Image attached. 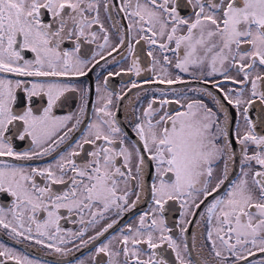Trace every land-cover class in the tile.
<instances>
[{
	"label": "snow or ice",
	"instance_id": "6c2138e0",
	"mask_svg": "<svg viewBox=\"0 0 264 264\" xmlns=\"http://www.w3.org/2000/svg\"><path fill=\"white\" fill-rule=\"evenodd\" d=\"M102 2L106 11L116 7L107 0H0V196L9 198L0 202V230L13 241H29L61 256L73 250L69 245L81 249L94 244L118 222L109 213L120 217L136 206L139 194L129 203L133 182L143 176L151 161L158 179L151 186L155 205L151 218L144 213L135 229L129 226L127 233L121 231L107 243L101 242L94 248L92 264H101L97 260L101 254L107 258L106 264H121V256L122 264H167L155 251L164 244L175 252L179 264H186L182 245L163 218L169 201L179 202L182 224H191L186 218H195L203 205L199 220L217 258L215 264H264V135L256 133L249 116L257 99L264 104V90H260L264 83V0H184L183 4L181 0H120L117 10L127 19V30L135 31L136 43L147 42L149 56L157 49L162 54V75L153 83L186 84L189 81L180 75L185 73L193 81L211 84L222 97L208 88H191L195 95L209 98L213 106L202 98L184 105L179 98L168 99L165 90L156 89L159 99L149 100L142 113L133 110V140L112 111L111 93L106 98L98 95L97 102L103 99V106L96 110L97 119L87 125L74 146L45 167L26 163L51 155L81 123L77 118L69 126L71 115L57 117L53 112L65 93L77 91L74 86L28 78L87 75L92 61L81 47L82 42L96 43L98 33L93 29L97 25L104 33L100 50L110 48L111 56L125 47L123 37L117 47L111 45L100 20ZM185 6L190 14L181 15ZM127 50L133 56L127 71L139 76L141 69L131 43ZM96 56L105 59L101 52L92 59ZM169 66L177 70L175 76ZM232 69L241 78L232 76ZM217 76L223 79H209ZM225 82L239 88L226 89ZM140 87L131 84V88ZM96 91L99 94V86ZM87 94L84 89L81 116ZM35 99L46 100V106L35 107ZM225 102L243 117V135L237 128L231 136ZM172 103L180 108L174 113L165 111ZM14 140H28L33 148L17 151ZM234 142L240 146L239 162ZM85 145H91V150L85 152ZM81 153L85 158L78 162ZM38 177L45 182L38 183ZM142 184L141 179L139 186ZM55 185L66 188L58 191ZM62 210L69 219L75 213L84 227L78 232L63 229ZM104 220L111 222L100 227ZM89 228L99 231L89 236ZM186 231L182 228L181 235ZM140 245L151 250L147 259L140 258ZM183 249H188L186 242ZM0 264L42 262L0 243Z\"/></svg>",
	"mask_w": 264,
	"mask_h": 264
},
{
	"label": "flooded vegetation",
	"instance_id": "af4514ba",
	"mask_svg": "<svg viewBox=\"0 0 264 264\" xmlns=\"http://www.w3.org/2000/svg\"><path fill=\"white\" fill-rule=\"evenodd\" d=\"M111 5L116 7H111L109 11H106L104 8V3H101L100 8V20L103 24V27L108 30L111 39V45L113 47L118 46V42L121 37L125 39V47L119 48L118 51H114L111 56L108 55L109 49L100 50L98 45L103 43V31H101L99 25L94 27V31L98 33V39L95 44H88L82 42L81 52L87 53V59L91 60L92 63L88 65L91 68V71L85 76H67V77H48V78H28V79H42L59 82L62 84H69L74 86L77 91L67 92L58 103V106L53 109L54 115L57 117H65L71 115L73 117L72 122L69 124L71 126L75 123V120L79 118L81 123L76 131H74L70 138L67 139L63 144H61L55 152L51 155H46L39 159H34L32 161L26 162L32 166L45 167L50 163H54L58 158L59 154L64 153L66 150H69V146H74V142L81 139L82 134L87 130V125L96 121L98 113L97 109L103 106V99L100 102H97L98 95L102 98L108 97L109 93L112 95L113 104L111 106L112 111L115 114L119 125L135 140L134 133L131 131V123L135 114L142 113L143 109L147 107L149 100L153 97L159 99L160 92L156 89H162L167 92L168 99L175 100L180 99V103L186 105L194 98H202L206 103L209 104V107H212L213 104L210 102L207 97H200L195 95L191 88H208L212 90L215 95L221 96L222 93L212 89L211 84H203L199 81H193L188 74L181 73L185 81H189L186 84H174V85H163L156 84L152 81L159 75H162L161 68L164 66L163 57L160 51L154 50L152 55L149 56L148 52L151 50L147 42L141 40L139 44L136 43L135 31L129 32L127 30L128 21L124 17L123 13L118 12V7L120 5V0H107ZM181 3H184V0H181ZM190 14V8L185 6L181 8V15ZM91 18V14H89ZM117 30H119V35H117ZM131 43L135 58L139 62V67L141 69L140 75L136 76L134 72H129L127 69L131 66L133 56L128 53L127 46ZM70 45L66 44L65 48L70 49ZM96 52H101V55L105 59H101L100 56H96L95 60H99V63H95V60L92 59V56ZM29 54V58H30ZM168 55L172 57V53L169 52ZM153 60L157 63L153 64ZM107 61V63H106ZM95 64V67L92 65ZM175 64V59H172V65ZM169 70L176 75L177 70L169 66ZM264 71V70H262ZM112 72L113 75L109 76L108 73ZM119 73V75H116ZM232 76L241 78L237 76L235 69L231 70L230 73ZM107 78V84H105V79ZM209 79H223L222 77H215ZM147 81V82H146ZM132 82H136L141 85L140 88H131ZM97 86L100 88L99 94L96 89ZM239 88V85H232L228 82H225V88ZM248 87L247 85L245 86ZM88 89L87 94V107L84 114L81 116V96L83 95V90ZM131 89V91H129ZM175 90V91H171ZM260 90H264V83H260ZM123 97V99H118V97ZM248 97V92H245V98ZM226 104V102H225ZM34 106L37 108H42L46 106V100L44 99H35ZM229 109V128L231 131V136L234 137L237 128L240 130V134L243 135L246 130V126L243 120V117L233 108L231 105H227ZM180 105L172 103L167 105L164 109L174 113L175 110L179 109ZM249 116L256 124V133L259 135H264V123L261 122L264 119V104H261L257 99V102L251 106L249 109ZM231 138V137H230ZM14 148L17 151H31L33 146L30 141H19L14 140ZM233 147L237 152V161L240 160V146L233 143ZM85 152L91 150V145H85ZM147 161V154H145ZM84 153H81L76 159L78 162L84 160ZM4 160H11V158H3ZM21 163V162H16ZM118 164L122 165V160L117 161ZM133 175H135V161H133ZM142 179V187L139 186V181ZM38 183L43 184L41 178H37ZM153 183H158V179L155 175V165L154 162L147 161L144 174L142 177H138L137 181L133 182V195L129 198V203L136 201V194L140 195V199L136 201V206L130 211L122 213L120 217H116L114 213H109L111 220H117L118 222L114 224L113 228L109 229L104 236L100 237L98 241L94 244H90L85 248L76 249L74 245H69V248L73 250L67 256H61L58 253L53 252L48 248H44L40 245H36L29 241L16 242L13 241L4 230H0V243H3L5 246L15 249L17 252L27 255L30 259L39 260L42 264H79L81 260L85 264H92L91 257L94 255V248L98 246L101 242L107 243L108 239H111L113 235L119 236L121 231L127 233L128 227L135 229L139 225L140 216L144 213H148V219L152 216V209L155 207L153 203L151 186ZM123 188V185H121ZM54 188L58 191L65 190V185H55ZM223 193V189H221ZM211 199V198H209ZM9 198L0 196V202L8 201ZM207 203V202H206ZM10 206V205H9ZM165 212L163 213V218L167 227L172 229L170 233L178 243L182 245L181 255L185 260L186 264H215L217 258L214 256V253L211 250L210 242L206 240V231L205 225L202 221L199 220V215L203 212V205L201 209L197 212L195 218L188 217L186 219L192 220L191 224H182L181 223V212L178 201H169L165 205ZM63 213V210H62ZM65 218L60 221L61 227L66 231L78 232L84 227L79 221V217L75 213L71 214V219L68 218L66 213H63ZM90 219L89 216H85V220ZM111 220L101 221L100 227H103ZM187 228V231L181 235V229ZM96 231H99V228H89L87 235H95ZM187 243L188 249L185 251L183 249V244ZM115 247H119L117 242H113ZM142 251L140 258L147 259L148 255L151 254V250L147 249L146 245L139 246ZM160 258H163L167 261V264H179L176 260L175 252L170 249L167 244H164L162 247L155 250ZM260 257H256L259 259ZM97 260L101 261V264H106L107 258L102 254L97 257ZM121 264L123 262V256L120 257Z\"/></svg>",
	"mask_w": 264,
	"mask_h": 264
}]
</instances>
